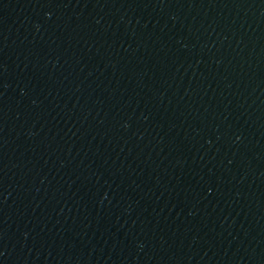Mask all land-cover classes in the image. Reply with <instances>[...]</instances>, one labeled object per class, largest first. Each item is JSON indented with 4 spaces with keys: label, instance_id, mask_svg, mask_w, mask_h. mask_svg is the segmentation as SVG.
Masks as SVG:
<instances>
[{
    "label": "water",
    "instance_id": "95a60500",
    "mask_svg": "<svg viewBox=\"0 0 264 264\" xmlns=\"http://www.w3.org/2000/svg\"><path fill=\"white\" fill-rule=\"evenodd\" d=\"M203 264H264V0H241L231 113Z\"/></svg>",
    "mask_w": 264,
    "mask_h": 264
}]
</instances>
